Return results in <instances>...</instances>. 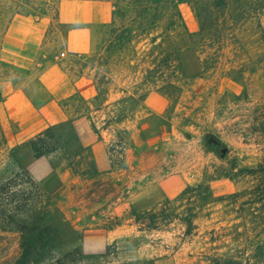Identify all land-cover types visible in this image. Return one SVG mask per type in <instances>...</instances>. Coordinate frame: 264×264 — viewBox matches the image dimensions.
Returning <instances> with one entry per match:
<instances>
[{"label": "rangeland", "instance_id": "obj_1", "mask_svg": "<svg viewBox=\"0 0 264 264\" xmlns=\"http://www.w3.org/2000/svg\"><path fill=\"white\" fill-rule=\"evenodd\" d=\"M79 1L87 4L83 11H92L90 22L62 24L87 28L89 51L68 52L66 29L48 30L45 16L48 24L34 63L58 62L71 80L89 77L97 99L74 95L62 103L66 119L51 126L44 138L49 152L39 158L28 142L7 143L0 108V183L8 182L17 160L34 184L16 177V199L7 202L3 194L2 204L10 203L36 223L57 222L61 250L78 249L80 264H205L208 232L220 229L228 230L223 235L235 248L232 227L240 218L227 201L216 200L251 188L255 181L240 170L264 159V0H225L219 13L210 0H197L210 42L179 41L183 76L174 85L165 84L174 79L169 72L168 80L144 73L150 51L146 37L134 38L106 68H84L117 29L129 25L133 0ZM11 4L0 0L2 7ZM185 5L197 23L193 6ZM103 14L109 16L106 22H101ZM36 20L29 8L16 16L0 9V101L3 83L30 82L28 68L14 64L11 44L24 41L23 32H34L29 23ZM137 28L133 24L134 32ZM213 53L216 65L208 59ZM206 58L209 69L202 72ZM95 138L109 148L111 163L90 148ZM200 183H208L211 202H173L186 187ZM165 200L180 214L200 206L189 237L182 236L185 227L177 220L151 232L134 222L132 211L157 210ZM242 220L246 226L252 222L246 210ZM258 240L264 251V234ZM19 254V234L0 229V264H13ZM251 256L247 252L245 264H260L262 259Z\"/></svg>", "mask_w": 264, "mask_h": 264}, {"label": "trees", "instance_id": "obj_2", "mask_svg": "<svg viewBox=\"0 0 264 264\" xmlns=\"http://www.w3.org/2000/svg\"><path fill=\"white\" fill-rule=\"evenodd\" d=\"M11 5L0 6L2 12L12 13L13 16L19 15L24 8L32 10L35 19L49 17L50 23L48 30L56 26L66 29L65 34L74 28L73 25L61 24L58 21V5L61 0H10ZM181 3L192 5L198 23V30L190 33L181 12L179 5ZM226 5L225 0H210L209 6L212 11L219 13ZM133 18L129 25L116 30L113 38L107 42L101 51H96L94 55L89 56L88 62L83 64L84 68L90 70H100L106 68L113 60V55L120 54L129 47L136 37H146L150 43V51L147 52L148 66L144 73L154 78L166 79V74L171 73L173 80L165 82L166 85L174 83L183 76L179 54L182 52L179 41L184 38L191 39L197 37L201 43L210 42L208 38L211 33L207 30L205 22L201 17V10L197 0H133ZM162 23V31L153 36L158 25ZM133 24H136L137 32L132 30ZM213 35V34H212ZM182 38V39H181ZM216 38V36H215ZM219 38V39H218ZM215 42H221L217 37ZM202 45V44H201ZM188 49V48H187ZM201 49V48H200ZM200 52V51H199ZM211 54L208 59L213 65L217 64V57ZM207 60H201L202 72L208 71ZM97 73V72H96ZM97 99L95 95L93 100ZM87 117L86 114L82 115ZM79 117V115L77 116ZM51 127L46 128L35 138L28 141L30 150L35 158L46 155L49 150L44 141L48 136ZM240 174L253 178L255 184L248 190L235 193L229 197L217 199L216 202H228L227 204L234 211L236 218H240V224L235 228V248L230 247L232 240H227L223 233L226 229H220V233L211 230L208 232L210 245L206 254L203 256L205 264H245L244 257L247 252H251L250 258L255 261L260 260L264 264V251L259 237L264 234V159L256 164L255 167L240 170ZM24 176L29 186L34 185L27 169H25L17 160L10 171L7 183H0V229L14 231L19 234V257L13 264H80L81 256L78 249L63 252L61 242L58 239L60 226L57 222L48 221V223H36L34 218L27 217L24 212L17 211L10 206V203L2 204V195L5 194L6 200L16 199V191L20 184L15 183V178ZM227 177V176H224ZM208 182V181H206ZM7 200V202H9ZM191 202L193 205L198 202L200 206L212 201L208 183H200L195 186L186 187L173 202ZM171 201L165 200L164 204L157 210L145 211L142 213L131 212L132 218L136 224L141 225V230L146 232L161 230L162 227L177 220L185 229L182 233L184 238L189 237L193 230H196L194 221L198 217L200 206L188 207L184 214L176 212L173 207H169ZM247 211L252 219L250 226H246L242 216ZM19 217V218H18ZM21 219V220H20ZM241 229V231H238ZM234 241V242H235ZM244 242V248L240 250L241 243ZM225 248L222 252L221 249ZM259 262V261H258Z\"/></svg>", "mask_w": 264, "mask_h": 264}, {"label": "crops", "instance_id": "obj_3", "mask_svg": "<svg viewBox=\"0 0 264 264\" xmlns=\"http://www.w3.org/2000/svg\"><path fill=\"white\" fill-rule=\"evenodd\" d=\"M84 5L87 4L79 0H61L58 5L59 23L88 24L92 11L88 9L83 11ZM67 8L69 13H66ZM179 10L187 30L191 33L195 32L196 20L185 3L179 5ZM108 19L109 16L103 14L101 22H106ZM29 24L33 26L34 32L31 34L23 32L22 35H26V39L18 43L13 42L11 45L14 50L12 53L14 64L28 68L30 82L25 85L6 82L1 86L2 129L10 145L26 143L46 128L62 123L66 119L62 103L74 95L86 100H93L96 95L94 84L89 77L71 80L58 62L34 63L48 21L40 18L35 23L31 21ZM10 29L18 31L15 27ZM88 34V29L82 26L68 31L66 50L71 53L89 51ZM8 40L12 41L10 38ZM89 146L94 153L96 150L99 152V159L106 158V163H111L109 148L97 138L91 140ZM125 160L127 158H124Z\"/></svg>", "mask_w": 264, "mask_h": 264}]
</instances>
